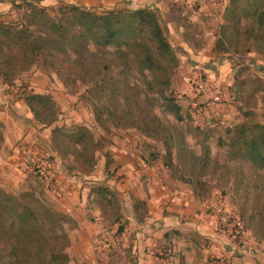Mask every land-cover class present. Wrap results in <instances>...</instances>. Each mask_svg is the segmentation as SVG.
I'll use <instances>...</instances> for the list:
<instances>
[{"label":"rangeland","instance_id":"1","mask_svg":"<svg viewBox=\"0 0 264 264\" xmlns=\"http://www.w3.org/2000/svg\"><path fill=\"white\" fill-rule=\"evenodd\" d=\"M16 1L20 2L0 0L3 3L1 19L8 22L21 19L23 12L12 7V2ZM160 1L40 0V5L55 15L60 6L68 4L101 13L155 9L154 4ZM228 1L211 0L200 4L196 0H162V13L157 12L167 29V38L177 60L167 94L179 102L183 117L182 121H176L165 110L163 100L156 102L155 113L173 128L176 141L173 149L176 168L173 170L163 165V146L138 131L111 127L106 132L98 127L85 99V86L66 82L40 64L20 74L11 84L0 79V189L16 197L25 192L32 193L50 210L66 217L62 226L70 242L65 252L71 264H139L140 246L142 248L150 238L143 252L156 264H166L170 260L172 264H180L178 255L182 251H177V243L188 244V223L191 219L211 220L210 217H215V233L221 234L220 238L225 241L223 247L227 248H222L220 254H208L205 264H264L261 257L264 231L258 223H253L252 230L251 214L245 212L240 198L247 190L256 195L255 189L244 186L245 176L241 175L239 163L230 159L226 148L227 129L245 120L264 123V48L258 50L243 42H233L224 44L228 53L216 51ZM9 5L8 10L4 9ZM182 43L205 55L204 61L214 68L215 75L204 72V66L188 72L184 67L186 60L178 57ZM222 62L228 67L220 75L218 64ZM199 77L206 78L209 83L206 102L199 98L196 90ZM26 93L51 96L59 110L58 119L52 126L45 127L34 120L21 98ZM248 112L252 114L249 118ZM80 127L89 130L102 144L94 154L96 165L90 173L80 161L69 156V141L61 135L73 134ZM195 127L209 134L207 144L215 162L207 176L200 173L202 187L179 181V177L188 174L184 161L178 157L180 142L187 143L192 155L199 156L202 152L199 142L202 135L193 132ZM55 128L59 132L54 134ZM181 156L189 158L187 154ZM230 172L232 175L237 173V178L230 177ZM254 180L256 185H264V170ZM104 188L117 199L119 223L125 225L121 233L117 232L119 224L114 223L119 214L116 207L105 204L106 200L98 193ZM142 198L150 201L149 204L145 201L148 217L144 223L158 211L162 217H169L168 228L179 224L185 234L178 230H169L164 236L144 232V223H137L133 213L136 200ZM256 209L264 211L260 206ZM220 211L238 219L240 238H234L220 225ZM104 214L107 221L103 219ZM169 238L177 243L168 242ZM183 250L188 251V247Z\"/></svg>","mask_w":264,"mask_h":264},{"label":"trees","instance_id":"2","mask_svg":"<svg viewBox=\"0 0 264 264\" xmlns=\"http://www.w3.org/2000/svg\"><path fill=\"white\" fill-rule=\"evenodd\" d=\"M40 3L12 2V7L23 12L21 19L8 22L0 18V79L11 84L40 64L66 82L85 86V99L98 127L106 132L111 127L138 131L163 146V165L175 169L173 128L158 117L155 107L161 99L176 121L183 120L179 102L167 94L177 60L157 11L137 8L96 13L68 4L51 15ZM223 18L215 46L218 53H228L224 44L233 42L264 48V0H229ZM21 98L42 126L50 127L57 121L59 110L50 95L26 93ZM246 115L252 116L250 112ZM57 132L55 128L54 134ZM193 132L202 135V152L192 155L187 143L180 142L178 157L188 174L179 181L202 187L200 173L207 176L215 162L207 144L209 134L198 127ZM226 134L227 153L239 163L244 186L255 189L256 195L247 190L240 197L245 212L251 214L250 226L253 230V223H258L264 231V211L256 209L264 208V185L258 186L254 180L264 170V123L245 120L227 129ZM61 135L69 141V156L90 173L101 142L83 127L73 134ZM1 141L0 135V146ZM235 175L229 173L232 178H237ZM98 193L105 204L116 207L119 214L114 223L119 224L117 232H123L125 225L119 223L115 195L105 188ZM147 206L145 201L136 200L133 213L137 223H144L148 217ZM103 219L107 221L108 217L104 214ZM65 221L64 215L50 210L32 193L16 197L0 189V264H71L65 252L70 244L62 226Z\"/></svg>","mask_w":264,"mask_h":264},{"label":"crops","instance_id":"3","mask_svg":"<svg viewBox=\"0 0 264 264\" xmlns=\"http://www.w3.org/2000/svg\"><path fill=\"white\" fill-rule=\"evenodd\" d=\"M42 1V0H41ZM162 0L160 2H156L154 4V10H156L158 12L162 11ZM2 5L3 3L0 2V7L2 9ZM7 8L6 10H8L10 8L9 6H4V9ZM149 9H152L149 8ZM162 13V12H161ZM164 15V14H163ZM182 46V51L181 55H179L178 57H180L181 59L186 60L185 63H187L184 67H186V69L188 70H198L200 67L204 66V72H210V73H214L215 75V70L213 67L207 65L205 63V59L206 56L203 55L200 51L197 50H191L187 45H185L184 43L181 44ZM183 50H185L186 53L183 52ZM219 65V72L220 75H222V73L227 71V63H220ZM142 200L146 201L149 204V200L147 198H142ZM147 204V205H148ZM155 217L153 218H149L148 222H145L144 224H142V228H144V232H154V234L156 236H164V234L166 232H168L169 230H178L179 232L185 234L183 231V227H181V225L176 224V227H169L168 228V219L169 217H162L161 214H159L158 211L155 212ZM174 217H172L173 219ZM211 220H207L204 219L202 221H195L193 219H191L190 223H188V232L190 233V236H188V244H184L183 242L181 243H177L175 240L173 241V239L168 240V242H175V244H178V252H181V255H178L179 260H180V264H183V262H188L187 264H205V259L209 256L208 254H220L222 252V248H227L226 246L223 247L224 244V240L221 239V234L220 233H215L214 230V218L215 217H210ZM147 233V234H148ZM177 234V233H176ZM143 238V236H142ZM151 238L146 240L144 242V245H142V248L140 246V250L141 253L139 252L138 254V262L139 264H156L155 260H152V258L149 255H146L143 251L144 246H148L149 242H150ZM202 245H199V243ZM206 245V247H205ZM171 246V244H170ZM200 246V247H199ZM188 247V251L187 250H183V249H187ZM258 257V258H257ZM256 259H258L259 262H261V259H259V256H257ZM263 257L262 259L264 260V254H262ZM152 262V263H151ZM264 262V261H263ZM166 264H172V260L166 262ZM174 264V263H173ZM250 264V263H249Z\"/></svg>","mask_w":264,"mask_h":264},{"label":"built area","instance_id":"4","mask_svg":"<svg viewBox=\"0 0 264 264\" xmlns=\"http://www.w3.org/2000/svg\"><path fill=\"white\" fill-rule=\"evenodd\" d=\"M196 1L200 4H204L205 2L211 1V0H196ZM195 86H196V90L198 92L199 98L203 99V101L206 102L208 100V93H209V83L206 80V78H202V77L197 78ZM31 161H32L31 163L33 164L34 160L32 158H31ZM220 212H221V217L219 219L220 225L225 227L227 231H230L234 238H240L242 235L241 234V224L238 221V219H235L234 217H232V215H228L226 211H220Z\"/></svg>","mask_w":264,"mask_h":264}]
</instances>
